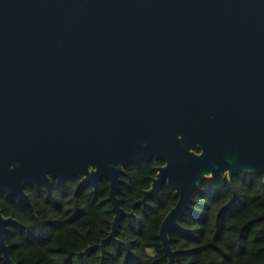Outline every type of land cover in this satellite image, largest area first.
<instances>
[{
	"label": "water",
	"instance_id": "1",
	"mask_svg": "<svg viewBox=\"0 0 264 264\" xmlns=\"http://www.w3.org/2000/svg\"><path fill=\"white\" fill-rule=\"evenodd\" d=\"M198 149V150H197ZM163 160L138 200L179 196L170 233L207 177L264 174V0H0V193L81 177L121 220L127 168ZM17 220L0 208V247Z\"/></svg>",
	"mask_w": 264,
	"mask_h": 264
},
{
	"label": "trees",
	"instance_id": "2",
	"mask_svg": "<svg viewBox=\"0 0 264 264\" xmlns=\"http://www.w3.org/2000/svg\"><path fill=\"white\" fill-rule=\"evenodd\" d=\"M163 163L153 159L127 168L118 196L136 215L121 220L118 240L108 241L104 250L91 246L109 235L116 216L108 179L100 190L80 185L81 177H68L65 185L52 177L51 191L28 185L33 206L0 193L4 215L17 220L6 235L11 257L17 264H170L160 231L179 196L166 183L160 198L138 203ZM170 239L177 264H264V174L205 178ZM0 264H10L1 247Z\"/></svg>",
	"mask_w": 264,
	"mask_h": 264
},
{
	"label": "rangeland",
	"instance_id": "3",
	"mask_svg": "<svg viewBox=\"0 0 264 264\" xmlns=\"http://www.w3.org/2000/svg\"><path fill=\"white\" fill-rule=\"evenodd\" d=\"M149 252L153 254L154 253V250L153 249H149Z\"/></svg>",
	"mask_w": 264,
	"mask_h": 264
}]
</instances>
